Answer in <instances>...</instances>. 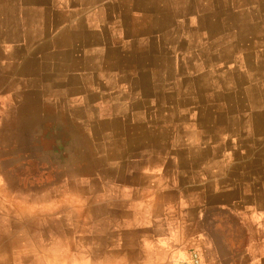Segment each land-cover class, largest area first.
<instances>
[{"label": "crops", "instance_id": "obj_1", "mask_svg": "<svg viewBox=\"0 0 264 264\" xmlns=\"http://www.w3.org/2000/svg\"><path fill=\"white\" fill-rule=\"evenodd\" d=\"M117 2L173 27L155 0H0V264H264V0L183 26L213 64L181 87L110 64Z\"/></svg>", "mask_w": 264, "mask_h": 264}, {"label": "rangeland", "instance_id": "obj_2", "mask_svg": "<svg viewBox=\"0 0 264 264\" xmlns=\"http://www.w3.org/2000/svg\"><path fill=\"white\" fill-rule=\"evenodd\" d=\"M155 1L156 5L154 6L157 8V13L155 14V22L153 23L159 24V28H163L167 24H173L172 29H167L164 35L154 30L147 33L148 29L145 26L151 19L147 20L146 16H143V13L137 14V12L131 11L127 6L123 7L118 2L110 4L108 7L109 13H103L106 16L101 20L103 23L108 22L109 25L104 28L94 29V31L98 32L93 34V38L101 40L103 52L108 54L110 64L112 58H117L120 54L124 53L128 67L136 68L138 66L141 70L145 69L147 72L150 69L152 70V83L154 85H164L167 82L168 84L181 87L186 84L188 79H192L191 83L196 82L199 74L201 78L209 75L212 72L211 64H213L211 52L209 51L211 45L204 43H200L199 45L198 40L200 38L197 31L187 27L184 30L182 28L189 23H196V17H203L205 20L212 19L218 15V11L213 8L221 6V9L224 10V6L228 4L229 0ZM204 2L207 3L202 8L200 4ZM222 14L223 12H221ZM95 21V23H98L100 19H96ZM122 22L125 24L124 29L119 26ZM133 24L140 26L134 32L142 34H134L135 36H133ZM156 31L158 30L156 29ZM122 35L123 40L121 38ZM154 35L157 39L156 37L154 38ZM164 40L170 43L169 47L174 52L171 59L172 62L164 59L165 62H161L162 67H158L160 68L157 69L158 72L153 71L154 63L157 60H162L160 46L162 47V41ZM186 73L189 74L187 78L184 75ZM160 77L161 81H159ZM147 80L149 81L148 78ZM145 89L147 90V88ZM166 93L168 92L160 93V99L165 100L167 97ZM71 127L75 132L77 131L82 134L88 132V129L84 125Z\"/></svg>", "mask_w": 264, "mask_h": 264}]
</instances>
